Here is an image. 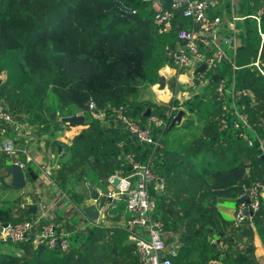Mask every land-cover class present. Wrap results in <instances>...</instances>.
I'll list each match as a JSON object with an SVG mask.
<instances>
[{"label":"trees","instance_id":"obj_1","mask_svg":"<svg viewBox=\"0 0 264 264\" xmlns=\"http://www.w3.org/2000/svg\"><path fill=\"white\" fill-rule=\"evenodd\" d=\"M152 2L0 0V74L6 75L0 100L2 90L11 91L10 112L29 118L45 114L50 119L55 113L51 120L55 122L59 116H85L86 129L64 148L69 159L53 175L59 189L70 193L72 199H78L73 187L83 178L93 186L118 170L127 173L125 155L133 154L139 162L153 164L154 172L165 181L162 195L152 191L154 217L166 229L184 228L183 246L176 256H170L173 264H254L250 254L234 255L222 249L219 243H225L231 231L239 242L236 231L241 226L235 227L233 218L219 206L236 210L237 196L244 188L258 181L264 183L260 149L264 147V125H259L264 119V78L249 68L234 71L232 63L224 61L208 74L204 92L186 103L184 121L170 128L178 111L169 109L164 118L161 107L139 101V94L158 83L165 65L173 67L167 52L177 44L176 25L186 19L176 16L174 28L160 33ZM256 2L260 5L259 0ZM261 20L264 34V13ZM247 24L248 47L255 52L247 57L246 64L255 57L262 40L255 22L248 20ZM220 78L228 82L234 79L237 90L249 92L242 112L255 131L248 133L252 147L242 131L232 126L220 130L215 120L223 112V103L214 94ZM92 103L99 110L125 106L129 117L143 123L150 110L152 116L164 120L165 126L154 129V144H140L122 125H102L86 111ZM174 105L175 101L169 108ZM230 120L232 123L233 118ZM11 165V159L0 153V169L7 173ZM118 203L122 204L118 211H126L125 204L117 201L115 205ZM15 204L14 198L0 201V226L24 220L12 218ZM263 207L253 217L255 227L264 228ZM244 225L252 231L248 223ZM5 245L15 246L0 241V264H140L135 244L120 228L90 227L70 238L66 252L41 249L33 243L15 246L14 250Z\"/></svg>","mask_w":264,"mask_h":264},{"label":"built area","instance_id":"obj_2","mask_svg":"<svg viewBox=\"0 0 264 264\" xmlns=\"http://www.w3.org/2000/svg\"><path fill=\"white\" fill-rule=\"evenodd\" d=\"M261 9L256 15L247 17H234L233 21L252 18L257 21V29L262 39L261 18L264 13V0H259ZM217 0H173L170 10L165 9L164 3L153 0L152 9L154 20L160 33H165L174 28L176 16L190 20L191 28L179 29L176 25L177 44L170 48L167 55L173 68L178 72L188 75V85L191 88L207 87L208 74L218 68L227 60V52L222 44L216 42L214 36L216 30L222 25L223 20L219 16H211L210 11L216 5ZM200 22V25L198 23ZM230 47L234 44V37L224 40ZM201 48H205L203 51ZM260 56V55H259ZM257 57L248 68L264 78V60ZM205 65L202 73L195 71ZM233 70L237 67L233 64ZM214 94L223 103V112L215 118L220 130H227L230 126L235 131H242V136L249 147L254 145L248 133H255L248 122L247 115L242 111L243 101L249 97L247 90H237L235 80L228 82L226 78H220ZM241 106V107H239ZM89 108L93 116L101 121L111 118L140 144H154V129L165 126L163 119L150 115L147 122L134 119L127 115V107H107L99 110L92 103ZM230 118H233L231 123ZM6 123L17 125L12 114L6 111L0 103V125ZM259 125H264V119ZM263 145V141H261ZM0 152L11 159L12 165H17L24 171L34 162L33 156L26 149L16 147L11 141H5L0 145ZM19 155L20 158L17 156ZM129 167L126 173L118 170L109 175L106 183L109 187L106 195L108 210L115 202L122 201L125 204L129 218L126 227L129 230V241L135 244L140 264H173L170 256H176L181 243L176 240L171 246L167 243L170 237L164 223L154 217L156 201L152 191L161 193L165 187L164 179L153 170V164H143L135 159L133 154L125 155V163ZM122 164V165H124ZM44 177L52 182L53 171L50 168L43 170ZM114 181H118L117 186ZM264 196V183L258 181L251 187L244 188L237 196V208L233 216V225L240 227L245 223L255 228L253 217L260 212ZM264 208V207H263ZM6 224V225H5ZM0 226V241L22 246L33 243L36 246L50 250L58 249L66 252L70 248L71 235L68 231L60 229L54 222H40L39 220L24 219L19 223H5ZM84 229V228H82ZM86 230V229H84Z\"/></svg>","mask_w":264,"mask_h":264},{"label":"crops","instance_id":"obj_3","mask_svg":"<svg viewBox=\"0 0 264 264\" xmlns=\"http://www.w3.org/2000/svg\"><path fill=\"white\" fill-rule=\"evenodd\" d=\"M261 7V2L260 5H258L256 0H217L216 5L210 11L211 16H219L223 20L222 25L216 30L214 36L216 37V42L222 44L226 49V61L232 63V65L234 64L238 70L244 68L247 69L248 65L259 55L262 57L264 39L261 40L259 50L256 52L257 54L255 53V57L251 58V61L246 64L247 57L255 52L250 51L248 47L249 27L247 22L248 20L255 22L257 28V21L250 17L236 21H233V18L256 15ZM181 24L184 25V28L192 27L190 20L184 22L182 20L180 21V25ZM232 37H234V44L230 47L224 40ZM201 49L206 51L205 48ZM160 77L165 78V87L160 89L157 83L154 86L142 89L139 94V101L146 100L158 107H167L175 99L181 100L180 102H185L190 100L189 97L191 96H193V98L197 97L207 88H191L188 85V75L184 72H178L175 68L169 65H165L160 70ZM5 79V73L0 74V80L2 83L5 82ZM179 84L180 88L178 87ZM176 88L181 94H178L175 97L174 94L177 91L175 90ZM208 92L210 93L211 90H208ZM8 112L12 114L17 125L15 126L6 123L0 125V145L5 141H11L16 147L26 149L30 152L34 158V162L28 166V169H30L36 176L35 179L28 178L22 189H15L11 186V176L8 174V171L6 173L4 172V169H0V174L2 173L1 176H5L7 184L11 186L9 189L12 193H9L6 197L11 196L13 199L15 196L14 199H17V204H15L14 210V216L17 218H15H19L20 220L29 218L39 220L40 222H54L60 229L68 231L70 235L75 231H84V229H89L90 227H98L108 230L120 228L127 232V239L129 240V230L126 227V221L129 218V214L126 213V211H118L122 204H114L105 211L107 207L105 194L109 189L106 180H100L99 185L92 186L83 178L73 187V193L78 196V199H72L71 197H66L59 187L56 186L57 184L53 180V176L52 182L44 177L43 170L45 168L52 169L54 175L56 170H58L55 168L58 167L61 169L64 165L62 161L64 163L68 161L69 155H67L65 151L62 152L63 148L70 146L73 139L86 129V126L71 125L70 127H60L58 123L62 122L63 117L61 116L57 118V121L52 122L51 118L48 119V121H45L44 114H40L38 118L34 117L26 119L25 116L27 115L23 113L16 114L10 111ZM183 112L186 114L187 111L183 110ZM183 121L184 117H182L181 123ZM99 122L106 127L114 128L119 126L111 118L103 121L99 120ZM61 152L62 157L60 156ZM17 156L20 158L19 155ZM91 189L99 193V199L97 201H94L91 198ZM14 190L17 191L15 192ZM158 194L162 195L163 192ZM2 199H5V196H0V201H2ZM93 205L100 213L99 218L94 221L88 219L83 213L85 207ZM219 209L228 218H233L235 208L221 205L219 206ZM183 229H166L170 236L167 238L169 246H171L176 240L181 243L180 248L183 246V242L181 241ZM247 229V225H243L236 231V234L240 239L237 245H233V251H235L234 254H250L254 264H264V228L261 227V230H259L256 226L251 232H248ZM219 244L221 247L223 246V243ZM211 264L222 263L214 262Z\"/></svg>","mask_w":264,"mask_h":264},{"label":"water","instance_id":"obj_4","mask_svg":"<svg viewBox=\"0 0 264 264\" xmlns=\"http://www.w3.org/2000/svg\"><path fill=\"white\" fill-rule=\"evenodd\" d=\"M159 1L164 3V7L167 10H170L173 6V0H159ZM199 25H200V22L198 23L197 26H199ZM182 28H184L183 24H181L179 26V29H182ZM204 70H205V65H201L195 71V74L202 73ZM158 85H159L160 89H163L165 87V78L164 77L159 78ZM61 106L62 105L60 104V107ZM86 111L87 112L91 111L89 106H86ZM184 114L185 113L183 111H179L178 114L176 115V117L172 120L170 128H172L175 125L181 124L182 117L184 116ZM150 115H151V113L148 110L145 113V116L149 117ZM55 116H56L55 113H52L51 119H54ZM62 122L66 123V124H70V125H75V126H84L85 125V116L83 114H77V115H72L69 117H63ZM261 158L264 162V156H262ZM8 174L11 176V186L14 187L15 189H22L25 186L28 178H32V179L36 178V176L34 175V173L30 169L24 171L23 169H21L17 165H11L8 168ZM118 184H119L118 181H114L115 186H117ZM91 198L94 201H97L99 199V193H97V191L91 189ZM83 213L86 215V217L88 219L93 220V221L97 220L99 218V214H100L98 209L94 205L89 206V207H85L83 209ZM41 249H43V247H41Z\"/></svg>","mask_w":264,"mask_h":264},{"label":"rangeland","instance_id":"obj_5","mask_svg":"<svg viewBox=\"0 0 264 264\" xmlns=\"http://www.w3.org/2000/svg\"><path fill=\"white\" fill-rule=\"evenodd\" d=\"M260 58H262L261 56H259ZM231 80H229V82H230ZM2 86V81L0 80V87ZM178 87L180 88V84L178 85ZM175 90H177V88L175 89ZM200 90L202 91V89L200 88ZM2 92H3V97H2V100H0V103H1V105L3 106V107H5V109H6V111L8 112V111H11V109H10V106H9V101H8V97L10 96V92L8 91V90H2ZM181 92V91H180ZM192 93V92H191ZM178 94H181V93H179V91L177 90L176 91V93L174 94L175 95V97L178 95ZM194 95V94H193ZM201 95V94H200ZM198 97V96H197ZM195 98V97H194ZM189 99L191 100V99H193V96H191V97H189ZM190 100H188V101H185V102H180L181 100H174L175 102H176V105H174V107H172V108H169V106H167V107H161V109L163 110V113H164V115H165V117L164 118H166V117H168V112H169V109L171 110H173V111H183V110H186L187 108H186V103H188ZM34 117H36V118H38L39 117V115H34ZM25 118L27 119V118H29L28 116H25ZM33 118V117H32ZM44 120L45 121H48V117L44 114ZM260 149H261V151H262V156H264V147L263 146H261L260 147ZM64 151V148H63V150H62V152ZM62 152L60 153V156H61V154H62ZM62 157V156H61ZM62 163L64 164V162L62 161ZM63 164H61V165H63ZM59 166V165H58ZM55 169H58L59 170V168L58 167H56ZM58 170H56V171H58ZM2 175V173L0 174V191H1V193H0V196L1 197H4L5 196V198H6V195H9V193H12V191L9 189V187L7 186L8 184H7V181L5 180V176H1ZM2 177V178H1ZM57 186V185H56ZM27 188H28V186H27ZM61 190V192H63L64 194H65V196L66 197H71V195H70V193H67V191H65V190H62V189H60ZM15 192L17 191V190H14ZM202 193H201V195H200V197H202ZM15 197V196H14ZM13 197V198H14ZM9 198H11V196H9ZM3 201H4V199H2ZM11 200V199H10ZM16 216H14V214L12 215V218H15ZM17 218V217H16ZM257 228L259 229V230H261V226H257ZM85 231H89V229H86V230H84V231H75V232H73L72 234H71V239H74V237L75 236H78V235H81L82 233H85ZM226 242L225 243H223V248L222 249H224V250H226L227 249V251L229 250V252H232V254H234L233 252H235V251H233L234 250V246L233 245H237L238 244V242H237V239L235 238V231H231V233H230V235H228V237L226 238V240H225ZM71 242H72V240H71ZM5 247H7V248H10V249H12V250H14V248H16L15 246H8V245H5ZM235 255V254H234ZM223 258V257H222ZM99 264H116V263H114V262H110V263H106V262H101V263H99Z\"/></svg>","mask_w":264,"mask_h":264}]
</instances>
